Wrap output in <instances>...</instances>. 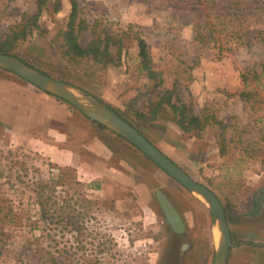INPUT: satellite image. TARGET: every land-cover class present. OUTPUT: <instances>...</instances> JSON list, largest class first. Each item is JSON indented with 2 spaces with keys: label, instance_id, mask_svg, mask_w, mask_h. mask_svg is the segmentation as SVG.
<instances>
[{
  "label": "rangeland",
  "instance_id": "374dc122",
  "mask_svg": "<svg viewBox=\"0 0 264 264\" xmlns=\"http://www.w3.org/2000/svg\"><path fill=\"white\" fill-rule=\"evenodd\" d=\"M75 1L79 17L96 31L128 30L117 65L62 55L70 0H48L10 55L123 113L139 93L147 92L141 103L169 89L194 113L222 121L224 129L211 124L184 133L169 120L168 108L153 122L129 116L220 201L232 244L226 264H264V45L218 53L198 42L195 24L208 10L198 0ZM36 10L35 0H0V36ZM249 20L264 26V18ZM135 35L146 40L160 72L156 90L138 69ZM89 39L85 31L79 42L85 46ZM92 122L0 68V264H212L220 234L207 204ZM94 136L108 145V159L90 155L80 161L84 168L53 159L57 149H82ZM98 166L102 170L92 172ZM156 190L177 210L182 232L164 219ZM39 199L54 219H41Z\"/></svg>",
  "mask_w": 264,
  "mask_h": 264
},
{
  "label": "trees",
  "instance_id": "16d2710c",
  "mask_svg": "<svg viewBox=\"0 0 264 264\" xmlns=\"http://www.w3.org/2000/svg\"><path fill=\"white\" fill-rule=\"evenodd\" d=\"M48 0H35L36 12L28 17L24 23L16 24L0 36V53L12 54L17 43L25 39L30 27H36L41 7ZM198 3L203 10V18L195 24L194 39L205 45L216 48L218 53L228 51L237 46H249L251 44L264 45V26L252 24L250 16L264 18V0H210V2ZM71 10L68 15L65 28L61 30L62 55L68 61L79 62L91 61L101 66L117 65L121 59L123 38L129 37L128 30L112 31L98 30L90 26L88 22L79 17L78 4L70 0ZM257 25V26H255ZM89 31L90 39L85 46L79 42L80 35ZM137 48L138 69L143 74L147 83L156 90L163 82L160 72L152 67V60L149 54L146 40L140 36H134ZM264 63L261 64L263 66ZM44 73V72H42ZM45 74V73H44ZM173 90L164 89L156 98L149 96L146 101L139 103L138 99L147 95L139 93L131 98L126 104V113L105 104L108 108L118 114L124 121L139 129L131 121L133 117L142 122H153L160 119L161 113L167 110L172 114L169 120L174 123L182 132L188 133L202 131L208 125H217L220 129L225 128L222 121L210 114H196L191 107L176 96L172 99ZM102 102V100L97 99ZM96 123V122H95ZM98 124V123H97ZM101 128L104 126L98 124ZM140 132V131H139ZM141 133V132H140ZM223 154V151H221ZM44 188V186H41ZM41 219L47 221L54 219L48 214L45 208V201L39 199ZM55 219L63 220L64 217L57 216Z\"/></svg>",
  "mask_w": 264,
  "mask_h": 264
},
{
  "label": "water",
  "instance_id": "95a60500",
  "mask_svg": "<svg viewBox=\"0 0 264 264\" xmlns=\"http://www.w3.org/2000/svg\"><path fill=\"white\" fill-rule=\"evenodd\" d=\"M0 68L17 75L43 92L68 102L91 121L104 126L132 144L158 168L185 189L192 193H197V195L207 204L212 218L217 223L220 234L212 264H226L229 250L232 247L230 231L226 222L224 209L213 192L193 180L184 170L154 146L135 127L124 121L104 103L80 92L61 80H57L28 66L13 55L0 53ZM154 194L166 222L174 232H182V220L167 196L160 190H156Z\"/></svg>",
  "mask_w": 264,
  "mask_h": 264
},
{
  "label": "crops",
  "instance_id": "0c3cea01",
  "mask_svg": "<svg viewBox=\"0 0 264 264\" xmlns=\"http://www.w3.org/2000/svg\"><path fill=\"white\" fill-rule=\"evenodd\" d=\"M66 117V116H65ZM95 123V122H92ZM106 132L104 133H112L116 136L117 134L113 133L112 131L108 130L107 128H104ZM120 137V136H119ZM122 138V137H121ZM123 139V138H122ZM125 140V139H124ZM126 141V140H125ZM129 143V142H128ZM81 148L78 149H73V148H62V149H57L56 152L54 153V160L58 161L61 164H73V162L76 160L78 161V168H84L81 165V160L84 158L90 157L92 155V159H95V156H98L96 159L101 160V157H109L110 152H109V147L106 144V142L102 141L100 137L94 136L86 141H84L83 144H80ZM132 145V144H131ZM60 158V160H56ZM91 170V169H90ZM102 170L101 166L92 168V172L96 173Z\"/></svg>",
  "mask_w": 264,
  "mask_h": 264
},
{
  "label": "bare ground",
  "instance_id": "6f19581e",
  "mask_svg": "<svg viewBox=\"0 0 264 264\" xmlns=\"http://www.w3.org/2000/svg\"><path fill=\"white\" fill-rule=\"evenodd\" d=\"M195 195H197V193L194 192ZM198 196V195H197ZM219 240V239H218Z\"/></svg>",
  "mask_w": 264,
  "mask_h": 264
}]
</instances>
